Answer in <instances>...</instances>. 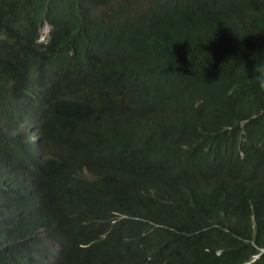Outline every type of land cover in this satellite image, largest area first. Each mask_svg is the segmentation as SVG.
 I'll use <instances>...</instances> for the list:
<instances>
[{"label": "trees", "instance_id": "trees-1", "mask_svg": "<svg viewBox=\"0 0 264 264\" xmlns=\"http://www.w3.org/2000/svg\"><path fill=\"white\" fill-rule=\"evenodd\" d=\"M261 60L264 0H0V264H264Z\"/></svg>", "mask_w": 264, "mask_h": 264}, {"label": "clouds", "instance_id": "clouds-1", "mask_svg": "<svg viewBox=\"0 0 264 264\" xmlns=\"http://www.w3.org/2000/svg\"><path fill=\"white\" fill-rule=\"evenodd\" d=\"M45 27H48V32L46 34H43V29ZM51 28H52V25L49 23L48 20H45L38 29V36H37L36 42L42 45L47 44L50 38ZM252 73H253L252 78L255 80L257 87L261 91H264V60L254 63L253 68H252ZM30 129L34 130L35 131L34 133L36 135L38 134V126L36 123L32 124ZM32 140H35L34 137H31V139H28V141H32ZM178 142H183L185 148L187 150L191 149L193 152V156H195L194 154L196 153V148L190 140L182 137ZM158 156L159 155H156L155 157H158ZM111 221L112 222L115 221L114 217H112ZM145 249L146 247L143 244L138 243V245L134 249L130 248L126 252V254L121 259V264H157L155 263L156 253L152 251L150 252L149 250H145ZM263 250L264 249H262V251ZM51 252H55V250H51L49 253ZM257 256L258 254L254 257V259Z\"/></svg>", "mask_w": 264, "mask_h": 264}, {"label": "rangeland", "instance_id": "rangeland-1", "mask_svg": "<svg viewBox=\"0 0 264 264\" xmlns=\"http://www.w3.org/2000/svg\"><path fill=\"white\" fill-rule=\"evenodd\" d=\"M48 32V27H45L44 29H43V34H46Z\"/></svg>", "mask_w": 264, "mask_h": 264}, {"label": "bare ground", "instance_id": "bare-ground-1", "mask_svg": "<svg viewBox=\"0 0 264 264\" xmlns=\"http://www.w3.org/2000/svg\"><path fill=\"white\" fill-rule=\"evenodd\" d=\"M30 142V147H32L33 144H35V140L29 141Z\"/></svg>", "mask_w": 264, "mask_h": 264}]
</instances>
